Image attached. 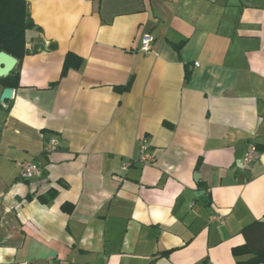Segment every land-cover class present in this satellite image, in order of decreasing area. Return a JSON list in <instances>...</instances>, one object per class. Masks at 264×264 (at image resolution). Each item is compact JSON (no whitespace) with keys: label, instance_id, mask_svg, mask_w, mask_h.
Listing matches in <instances>:
<instances>
[{"label":"crops","instance_id":"1","mask_svg":"<svg viewBox=\"0 0 264 264\" xmlns=\"http://www.w3.org/2000/svg\"><path fill=\"white\" fill-rule=\"evenodd\" d=\"M26 1L38 29L11 100L0 86V264L248 260L234 249L264 222V0ZM69 52L84 63L61 78ZM143 140L156 162L123 170Z\"/></svg>","mask_w":264,"mask_h":264},{"label":"trees","instance_id":"2","mask_svg":"<svg viewBox=\"0 0 264 264\" xmlns=\"http://www.w3.org/2000/svg\"><path fill=\"white\" fill-rule=\"evenodd\" d=\"M38 29L34 23L29 5L26 0H0V52H5L22 62L26 50V34L29 30ZM83 59L71 52L67 53L61 73V78L67 76L70 70H80ZM187 79L190 75L187 74ZM19 73L13 71L9 76L0 78V86L16 89L19 87ZM130 83L117 88L128 91ZM56 195L51 191L48 197H41L43 203H48ZM245 244L234 249V254L240 257L244 254L250 258L246 261H238L237 264H264V222L257 221L243 229ZM168 254V253H166Z\"/></svg>","mask_w":264,"mask_h":264},{"label":"built area","instance_id":"3","mask_svg":"<svg viewBox=\"0 0 264 264\" xmlns=\"http://www.w3.org/2000/svg\"><path fill=\"white\" fill-rule=\"evenodd\" d=\"M154 42V38L150 34H146L142 38L141 42V52L150 53L152 51V44ZM198 66V64H196ZM59 147L57 140L51 139L47 145L48 152H54ZM260 154L254 143H250L247 151L243 158V168L247 169L250 164L256 160H258ZM156 155L150 150V147L147 141L143 140L139 146V155L136 160L133 162H129L124 165L123 170H127L133 164L138 163L143 166L152 165L156 162ZM18 167L20 169V175L23 179L29 180L33 177L40 176L42 171L34 162H19ZM213 220L217 221V218H213Z\"/></svg>","mask_w":264,"mask_h":264},{"label":"water","instance_id":"4","mask_svg":"<svg viewBox=\"0 0 264 264\" xmlns=\"http://www.w3.org/2000/svg\"><path fill=\"white\" fill-rule=\"evenodd\" d=\"M17 65L18 60L15 57L5 52H0V78L9 76L15 70ZM13 94V89L5 88L1 96V102L11 100ZM199 196L202 197L204 201H209V197L205 195V192H199Z\"/></svg>","mask_w":264,"mask_h":264}]
</instances>
